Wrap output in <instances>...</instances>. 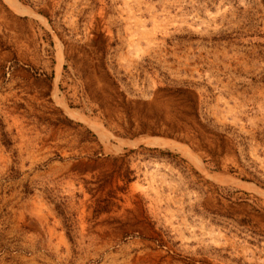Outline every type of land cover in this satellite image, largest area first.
I'll use <instances>...</instances> for the list:
<instances>
[{
  "label": "rangeland",
  "instance_id": "rangeland-1",
  "mask_svg": "<svg viewBox=\"0 0 264 264\" xmlns=\"http://www.w3.org/2000/svg\"><path fill=\"white\" fill-rule=\"evenodd\" d=\"M0 264H264V0H0Z\"/></svg>",
  "mask_w": 264,
  "mask_h": 264
}]
</instances>
